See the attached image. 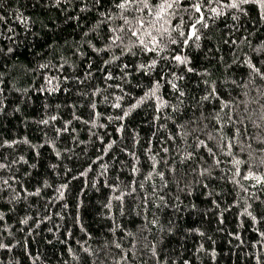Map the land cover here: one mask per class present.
<instances>
[{
  "label": "trees",
  "instance_id": "obj_1",
  "mask_svg": "<svg viewBox=\"0 0 264 264\" xmlns=\"http://www.w3.org/2000/svg\"><path fill=\"white\" fill-rule=\"evenodd\" d=\"M121 2L0 0V264H264V2Z\"/></svg>",
  "mask_w": 264,
  "mask_h": 264
},
{
  "label": "snow or ice",
  "instance_id": "obj_2",
  "mask_svg": "<svg viewBox=\"0 0 264 264\" xmlns=\"http://www.w3.org/2000/svg\"><path fill=\"white\" fill-rule=\"evenodd\" d=\"M178 2H179V0H171V2H169V0H161V3L158 6V10L156 11L155 16H154L155 21H160L161 19H163L165 17V15H166V9L172 8L173 4L174 3H178ZM243 2H247V0H243ZM262 2H264V0H262ZM130 4H137V5L142 4L144 6V8H148L150 6L149 5V0H122V2L118 5V7L127 10L128 6ZM232 6L235 7L236 5L233 4ZM135 10L136 11H141V9L139 7H137ZM195 10L197 12H199L200 11V7L197 6ZM149 15H153V13L150 12ZM165 23H166V20H165ZM140 27H141V29L144 28L143 20L140 21ZM193 27H195V26H193ZM161 28H163V25H161ZM130 31H131V29H130ZM146 34L149 35V36H152L151 32L146 33ZM132 35L133 36H137V32L136 31H132ZM117 39H119V37H117ZM197 39H199V37H197ZM173 42H175V41H173ZM113 43H115V41H113ZM141 43L143 44V41H141ZM151 50H153V49H149V51H151ZM175 59L179 61V60H181V57L176 56ZM0 247H3V245H0Z\"/></svg>",
  "mask_w": 264,
  "mask_h": 264
}]
</instances>
